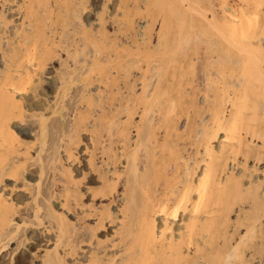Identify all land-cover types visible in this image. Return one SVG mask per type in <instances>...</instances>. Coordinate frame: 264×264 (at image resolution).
Masks as SVG:
<instances>
[{"label":"rangeland","instance_id":"obj_1","mask_svg":"<svg viewBox=\"0 0 264 264\" xmlns=\"http://www.w3.org/2000/svg\"><path fill=\"white\" fill-rule=\"evenodd\" d=\"M49 1L50 0H41V10L39 8H35L34 10H29V12L25 8L19 9V6L15 5V2H11L10 5L14 6V15L12 16L11 14H7V16L10 15L11 17L8 23L9 28L7 27V29L11 30L7 32L8 30L5 28V26H3L5 24H2V27L0 26L3 28V30H6L5 35H2L3 44L0 46L2 49L0 51V55H3V51L6 49L5 47H7L6 44L8 39H6L4 36H9L10 32L12 35L13 32L15 34V32H18L17 30L19 25L21 26L22 24H25L29 26L28 23L31 22L33 24L32 21L35 20L36 21L34 25L38 26L39 30L42 31L37 32L39 33L38 35H32L33 37L31 36V41L34 42L37 38V42L35 41L38 47L37 50L44 51L50 55V58L46 60L49 64L47 63L44 66L43 71L34 70H36L35 68L37 63L44 59L38 58L36 61H32L31 65H29V70L31 69L30 71H32V73L34 72L33 81H31L30 85L27 89H25V91L23 90L19 94L11 95L12 98L14 96V102L19 103L21 108L23 107L22 110H24V115L22 118H14L12 120L13 122L11 121L3 128L4 132H8L10 129H12L9 132H12L13 134L11 133V135H9V132L6 133L8 134L6 137L10 139L8 140L9 143L12 144V141L14 142V145L12 144L14 149L11 148L13 150L9 155V158L11 161L14 159L16 163L20 164L21 173H18L16 176L5 175V178L0 180V189H3L0 191V193L2 192V195L5 199L15 204V212L13 214L11 225H6L4 228H0V233L6 234L7 237L10 238L7 246H3L5 248L2 247L0 249V264H87L92 262L90 258L88 259L91 253L97 255L101 261L107 262V264H119L121 261V263L127 264L128 260L130 261L131 258L127 256L129 252L125 251L123 248L126 247L125 230L128 224L132 223L133 220H135L136 217L140 216V213L143 212L140 210L142 209V204L150 205V203H155L154 200L156 197H158L156 195L159 185L158 182H160L162 178H170V180H172V182L177 185L182 184L179 180L186 176V168L188 164H190V168H192L196 165L195 161H200V169L197 168L193 174V178H195V180L198 179L203 167L205 166V161L202 159L204 158L203 153L206 147V143L200 140V137L203 135H210L215 129H217L215 125L217 121H215V118L218 117V115V118H221L222 116L220 120H225V124L227 121H229L228 118H230V121L228 122L229 124L227 123V125H231L232 123L238 121L237 123L240 127H237V130L235 131L236 133L234 132L231 134V139H229L230 137H226L224 134L226 132H232L231 129L224 131V129L220 128L218 135L213 140L214 143L216 142L214 144L216 153L219 154V150L223 148L221 153H223L227 158V163L223 164L219 170L218 179L224 181L227 177H232L234 180H237L239 183V188L241 189L239 190L241 193H244V197L233 202H228L227 200H224L225 202L220 201V203L217 205L215 212L218 227L214 246L216 247V250H218L217 252L220 253L222 251H226L227 249L234 248L244 237H246V239L244 238L245 242H241L239 246L242 252V263L264 264V205L262 204L263 207H261V204L255 202L252 196V193H254V195L258 198V202L264 203V110H262L261 107L264 102V91L263 89H257L258 87H253L254 90H257L254 91L258 93L256 94L253 92V90H249L252 88L247 89L249 92H245L247 99L250 96L252 98H249V102L246 104L249 107L247 106V109L244 107L241 110V112H244L240 114L241 117L238 115L237 118H234V113L231 111L235 109V106H232V104L234 105V102H236L237 111V106L241 104L239 102L244 103L246 102L244 100L247 99H244V97V100L240 99L236 101V99H233L235 97L234 94L236 92V87L234 86L232 79H230V86L228 85L230 89L227 87L228 90H225L226 85L220 82L218 87L217 85L215 86V89H219V91L216 89L218 94H216L214 89L210 91L211 100L208 99V101H211L213 104L210 109H205L206 90L205 87L203 88L204 85L206 86V83L209 79L205 84L203 83L200 89L196 88L198 85L195 86L197 72H199V68L202 67L201 63L198 62L200 60H198L199 58L195 54V49L206 50L208 47L209 49H217V46L210 47L211 45L208 44V42H205L206 39H203L201 42H199L200 39L198 36L201 38H207V36L210 37L213 35V29L211 31L212 27L210 28L209 24L213 21L211 18L215 17L214 8H220L219 6L221 5V0H211V2L210 0H202L201 2H198L197 5L195 4V0H178L179 3L183 2L184 4L179 6L178 2L175 3L177 6L176 8L178 9L177 12L180 15L175 16L173 23L169 21L170 15H167L168 17L166 16L168 12L164 13L165 10L161 11V8H158L159 6H157L156 0L155 2L150 0V3L149 0H51V3ZM175 1L172 2L174 3ZM240 1H246L249 12H257L256 14L258 16V24L256 30H262L261 34L264 37V0H226L224 4L226 5V8L229 9H227L228 12L238 8L244 10L238 5ZM252 1H254V3ZM27 3L28 1L26 0V4ZM147 3L148 5H146ZM151 3H153V5ZM1 4L2 1L0 2V12L2 11ZM189 6L190 8L192 7V10L189 8ZM194 6L197 10L194 8ZM237 6L238 8H236ZM232 7L233 9H231ZM203 8L206 9L207 12H205ZM203 10L206 14L203 12ZM40 11H43V13ZM48 11H50L49 14ZM34 13L35 15H33ZM1 14L3 13H0V17L4 16ZM26 14H30V16L28 15V17ZM100 14L102 15V19H100ZM205 15H207L208 19ZM26 17H28L27 19H29V21L25 19ZM30 17H32V20ZM129 17L130 19H133V22L132 20L130 21ZM35 18H37L38 21ZM67 19H72L71 22L73 23V26L74 23H77L75 25L80 26H72L71 28V26L66 24ZM73 19L75 22H73ZM126 20L129 21V23L132 22L131 24L134 25L133 31L136 30V33L135 31H132V34H130L129 30L124 32L128 25ZM189 20L190 22H188ZM164 21L168 27H165L163 24ZM196 22L199 26L196 24ZM189 23L192 25L191 28ZM147 24L151 25V36L149 39H145L147 37H144L145 41L148 42H146V44H141L139 42L142 40L144 31L143 28ZM203 24H205V26ZM207 24L208 26H206ZM142 26L143 28H141ZM75 27L77 28L74 29ZM84 27L86 30L89 28L88 33ZM92 28L105 29L104 31L106 32L108 38L104 43L107 44L104 45V43H102L101 45V40V42L98 43V41L92 37ZM118 28L123 30L119 31ZM202 29L203 31L205 30L206 32H204L207 34L201 35L200 32ZM49 30L51 32H49ZM81 30H85L86 36L89 37H87L89 41L86 40L84 43L83 41L78 42L79 37H83V34L80 32ZM72 33H74V35H72ZM212 39L215 41L214 36L210 40L212 41ZM165 40L168 43L167 45H170L171 48H174L172 50L174 53L176 52V54L173 56V58L171 57L172 53L171 56L166 54L169 57H166L165 60H163V64L158 67L160 68L159 70L156 68V70L162 72V74L164 72L166 73H164V75L161 74V82H159L162 84L158 83L159 87L162 86L160 87L162 90L158 89L159 87H157L158 90L156 89L154 91L155 95L158 91H160L157 93L158 97L160 96L159 99L157 95L154 96L155 98L157 97L158 101L155 100V98H153L152 101H149L150 103L152 102V104L154 101V104H151L153 108L152 109L150 103H147L149 106L146 105V107H144L142 103V101L144 102V100L147 99L142 88L143 83L146 82L145 84H148L152 81L150 78L152 72L146 63L150 62L151 64L152 62L155 63V61H157L155 59L158 57V41L164 42ZM137 43H139L138 47ZM93 44L94 46L98 45L99 49H94ZM22 48H24V46ZM91 49L93 51H91ZM22 50L21 53L23 52ZM150 50L153 53H150ZM169 50L170 49H168V54H170ZM78 51H80V53ZM75 52H78L80 55L75 54ZM100 52L101 56L99 55ZM155 52H157V56H155ZM146 53L148 54L147 57H152L153 60L152 58L151 60L147 59L148 61L145 60L144 55H146ZM94 56H100L98 58V60L101 58L100 61L95 60L97 58ZM72 57H74V59ZM76 57L79 59L78 61L75 59ZM167 58L169 59L167 60ZM4 59V56H0L1 66L4 64V61L1 60ZM132 59H135V61ZM95 61L100 62V64H98L102 66V71H98V65L97 63H94ZM168 61L170 64L167 67L166 63H168ZM187 61H189V63ZM77 62L78 64H76ZM60 64H64V66L69 64L68 66H71V68L68 66L67 68L71 71H74L76 68L75 71L77 72L74 71V73L77 76L80 75L81 78L84 74V77L74 82L66 90V93L62 95V97L60 93L56 92L60 90L58 85H60L59 81L63 76L62 72L58 68ZM192 64H195V68L197 70L195 68L193 69L194 65ZM15 66H17L16 61H14L12 68H15ZM92 68H95L96 70H93ZM189 68H191V70ZM88 69L89 75L87 76L86 74ZM90 69L93 71L91 72ZM192 72H195L196 74L194 73L193 75ZM187 73H189L190 76H186L189 75ZM236 73L237 70L234 71V75H236ZM148 75L150 76L148 77ZM191 75L194 76L191 78L192 80L190 79ZM211 78L208 82H211V80L214 81L212 76ZM46 81L51 82V84L49 83L46 85ZM233 87L235 90H233ZM83 89H85V97H82L79 93L82 92ZM258 90H260V92H258ZM261 90L262 94H259L261 93ZM213 92L216 94L215 98ZM250 92L254 93L253 97L263 96V101L261 100L262 102L259 101L262 97H257L259 99L258 103L260 105V109L258 103L257 105L255 103L257 98L256 100H253L254 98L252 95L248 96L249 94H252ZM226 94L229 95V98ZM237 94L239 98H242L240 97L243 96L242 91L236 92V95ZM221 97L224 98L221 99ZM230 98L233 100L230 101ZM253 103H255V106ZM221 104L223 105L222 107H220ZM246 105L244 103V106ZM253 106L254 108L257 106V108L254 109ZM215 107L218 108L216 109ZM220 109L221 111H219V114L214 116L213 112ZM204 111L205 113H203ZM231 115H233V118ZM150 116L154 119V122H152L149 126V119H151L149 118ZM154 117L157 119L159 118L158 121ZM239 117L242 118V120ZM235 119L237 121H235ZM33 122L38 124L40 122L44 123L45 133L43 135H40L38 132H36L39 130L37 124L36 127L38 129H33L35 128L32 126H35ZM76 122H78L77 125ZM227 125H221V127L223 126L224 128V126L227 127ZM18 126L23 127L24 132H20ZM68 126H71L70 128L72 130H68ZM110 127L111 129L108 131ZM30 128L32 129L30 130ZM6 129H8V131ZM66 130L73 132L70 133L72 134L70 137H67L69 136L67 135L69 132ZM106 131L109 132L108 136H106L108 134ZM147 131H149L150 134L148 136L149 139L147 137V143H145L144 137ZM193 132H197V136H195ZM104 133L106 134L104 135ZM3 135L1 134V136ZM1 136L0 149H2ZM223 139L226 140V143L225 140L222 141ZM104 140L107 141L104 142ZM196 140H200L199 144L193 142ZM221 142L224 144H220ZM103 147L108 152H106ZM1 152L2 151H0V154ZM145 153H148V157L144 155ZM183 155H186L187 157L191 156V158L186 161ZM135 156L137 157V160L144 158V156L146 159L148 158V161L151 164H149L150 169L148 170H151L150 173H154L156 170H159V173H161L160 179L155 178V176H152L151 179L149 178L150 181H152L149 185V189L147 190L146 187L143 186L141 179H138V182H140L137 183V185L132 184V186H129L125 184L128 176L130 175L131 178V174L134 173L135 168H133L134 166L132 161L133 157ZM52 157L56 159L54 164L50 162ZM173 162L177 163V167L174 168L175 170L170 169V164ZM49 163L53 164L52 166L55 167H51V165L49 166ZM42 164L45 165V168ZM41 166H43L44 169L41 178L42 184L40 185L42 187L39 189L36 183L39 178L38 173L40 172L38 170H40ZM137 171L144 173L145 176L146 174L150 175L148 171L143 172L139 168ZM62 179L64 180L61 182ZM129 183L131 184V182ZM61 188L63 190H61ZM59 189L62 192L65 191L63 192L64 195L63 193L58 192ZM54 190L55 193L53 194ZM130 192H134V200L138 202L137 204H139V210L137 213H132L133 209L125 204L126 197L130 194ZM59 194L61 196H57ZM256 204L262 208L261 211H259L257 206H255ZM38 207H40V210ZM82 208L85 211H83ZM32 211L34 213H32ZM188 211L189 210L187 209L184 219L177 220L180 221L178 224H184L187 221L189 215ZM38 212L41 213V216L44 215L42 219L40 218V221H42L41 225L40 223H36V219L39 220L40 216ZM46 212L49 213L47 214ZM45 214L47 215L48 220L44 219L46 217ZM49 214L50 216H48ZM255 214L258 216L256 219H254V216H256ZM83 215H85V217ZM33 217L35 218L36 222H31V220L34 221ZM160 218L161 217L157 219L156 229L158 232L160 231L158 228L160 225ZM22 220H25L24 223H22ZM27 222L28 224H25ZM33 223L36 224L34 225ZM12 226L15 229H13ZM59 226H62L61 230ZM88 226L91 228H88ZM178 226L179 225L175 223L172 227L174 232L173 234L177 236L178 232L180 231ZM12 229L15 230V232L12 231ZM9 230L11 233L8 232ZM75 231L81 236L79 237V235H76ZM251 231H255L256 233L255 240L254 238H251ZM84 232L85 234L89 233V236L87 235V237L91 236L92 239L90 238L89 241L84 240L82 235ZM85 234L84 236H86ZM167 234L170 237L169 230L167 231ZM247 234L248 236H246ZM69 235L74 240L76 239L80 241L78 246L73 239L72 240L74 242H71L72 240H70ZM76 236L79 238H74ZM82 239L84 242H81L83 241ZM5 240L6 239H1L0 244H2ZM18 241L20 243H18ZM17 244L21 245V247L18 246L19 249L14 248L15 246L17 247ZM79 246L80 248H78ZM98 247L101 249H98ZM192 247L195 248V245H192L189 248L190 251H187L186 249V253L189 252L190 257H194L195 249ZM22 249L24 255L21 254L23 253ZM217 252L214 253V255H217V257L214 255L211 256L218 258ZM133 258L130 264H133ZM152 260L153 263L158 264L159 262L156 256ZM242 263H240L239 259H236L232 264ZM221 264L224 263L221 262Z\"/></svg>","mask_w":264,"mask_h":264},{"label":"bare ground","instance_id":"obj_2","mask_svg":"<svg viewBox=\"0 0 264 264\" xmlns=\"http://www.w3.org/2000/svg\"><path fill=\"white\" fill-rule=\"evenodd\" d=\"M2 1V11L0 13H3L1 15H4L2 17H0V26L2 27V24H5L3 26H5V28L7 29L8 27V23H9V19L11 18L10 15L7 16V14H11L12 16L14 15L13 13V9H14V6L13 5H10L11 2H15V5H18L19 6V9H22V8H25L28 12L29 10H34L35 8H41V0H27L28 3L26 4V0H0V2ZM48 1V0H46ZM153 2H155V0H151ZM149 0V3L151 2ZM157 1V6H159L158 8H161V11L162 10H165L164 13H167V15H170V20L172 23H173V19H175V16L177 15H180L178 12H177V6H176V2L179 3L178 0H172V1H175L174 3L172 1L168 0H156ZM190 1V0H189ZM202 0H195V4L197 5L198 2H201ZM226 0H221V5L219 6L220 8H214V14H215V17L214 18H211L213 21L209 24L210 25V28H211V31L213 29V35H209L210 37H208L207 35V38H201L200 34H198V38L200 39L199 42H201L203 39H206L205 42H208V44H210L211 46L210 47H216L217 49H206V50H200V49H195V54L198 56V62L201 63L202 67L199 68L200 71L197 72V78L195 79V86H197L196 88L197 89H200V87H202L203 83L205 84L206 81L210 78L211 76L213 77L214 81L211 80V82H208L206 83V86L204 85L203 88L205 87V92H206V95H205V109L212 107V102L211 101H208V99H210V91H212L214 89V91H216V88L215 89V86L217 85L218 87V84H220V82L224 85H226V88L225 90L227 89L228 90V85L230 86V79L233 80L234 82V86L236 87V92H240L242 91L243 92V96H240L242 98H239L238 97V94L236 95V92L234 94V98L233 99H236L237 100H240V99H244L246 98L247 99V96L245 94V92H248L247 89L249 88H252V89H249V90H253L254 91H257L256 89L254 90L253 87L257 88V89H263L264 91V45H263V41H264V37L262 36L261 34V31L258 29L256 30V27H257V24H258V16H257V12H249L248 11V5L246 3V1H240V3L238 4L239 7H242L244 10H242L241 8H238V6L236 8L238 9H234L230 12H228V8H226V5L224 4ZM51 3V0L49 1ZM193 2V1H192ZM190 2V3H192ZM211 2V0H210ZM254 3V1H252ZM182 3V4H180ZM179 3V6L183 5L184 3L183 2H180ZM153 5V3H151ZM189 4V3H188ZM44 5V4H43ZM46 5V4H45ZM101 5V3H100ZM148 5V3L146 4ZM211 5V3H210ZM215 5V4H214ZM38 6V7H37ZM48 6V5H46ZM78 6V5H77ZM155 6V5H154ZM153 6V7H154ZM178 6V7H179ZM148 7V6H146ZM70 8V7H69ZM68 8V9H69ZM99 8V7H98ZM185 8V6H184ZM187 8V7H186ZM190 8V6H189ZM192 8V7H191ZM190 8V9H191ZM195 8V6H194ZM18 9V10H19ZM189 9V10H190ZM196 9V8H195ZM202 9V8H200ZM204 9V8H203ZM228 9V10H227ZM233 9V7L231 8ZM1 10V9H0ZM41 10V9H40ZM43 10V8H42ZM83 10V9H81ZM192 10V9H191ZM197 10V9H196ZM205 12H207L206 9H204ZM203 10V12H204ZM221 10V11H220ZM65 11V10H64ZM67 11V10H66ZM185 11V10H184ZM35 12V11H34ZM41 13H43V11H40ZM50 11H48V14H49ZM183 12V11H182ZM196 12V11H195ZM204 12V13H205ZM209 12V11H208ZM33 13V12H32ZM45 13V12H44ZM99 13V12H98ZM101 13V12H100ZM135 13V12H134ZM133 13V14H134ZM201 13V11H200ZM254 13V14H253ZM31 14V13H30ZM30 14H26L27 16ZM82 14V13H81ZM132 14V15H133ZM162 14V13H161ZM206 14V13H205ZM221 14V15H220ZM25 15V16H26ZM35 15V13L33 14ZM32 15V16H33ZM43 15V14H42ZM46 15V13H45ZM208 15V14H207ZM206 16V18L208 19V17ZM28 16V17H29ZM79 16V15H78ZM203 16V15H202ZM28 17H26L25 19H27ZM36 17V16H35ZM44 17V16H43ZM47 17V16H46ZM135 17V16H134ZM159 17V16H158ZM157 17V18H158ZM165 17V15H164ZM163 17V18H164ZM168 17V16H167ZM31 20H32V17H30ZM70 18V17H69ZM191 18V17H190ZM205 18V19H206ZM24 19V20H25ZM37 19V18H35ZM44 19V18H43ZM75 19V18H74ZM73 19V22H75V20ZM100 19H102V15L100 14ZM130 19V17H129ZM160 19V18H159ZM169 19V18H168ZM189 19V18H188ZM23 20V21H24ZM29 21V19H27ZM34 20V18H33ZM45 20V19H44ZM47 20V18H46ZM72 20V19H71ZM70 19H67L66 20V24L71 26H73V23L71 22ZM132 20L133 22V19L131 18L130 21ZM180 20V19H179ZM191 20V19H190ZM190 20L188 22H190ZM36 21V20H35ZM35 21H32L33 24L30 22L28 23L29 26L25 25V24H22L21 26L19 25V28H18V32H13V35L11 34L10 32V35L9 36H4L6 39H8V42L6 44L7 47H5L6 49L3 51V55L1 54L0 56H4V60H1V61H4V64L3 66L0 65V136L1 134H6L8 133L9 131H11L12 129L11 126L9 131L8 129H6L8 132H4V126L6 124H9L14 118H22L24 113L22 110L23 107L21 108L20 104L19 103H16L14 102V96L13 98L11 97L12 94H19L21 91H25V89L28 88V86L30 85L31 81H33V73L32 71L29 70V65H31L32 61H36V59L38 58H41V59H44L42 61H40L39 63H37V66H36V70L34 71H39V70H42L44 69V66L48 63L46 60H48L50 57L49 53H46L44 51H38L37 50V45H36V42H37V38L35 40L36 41H31L32 38L31 36L36 34L38 35L39 31H42V30H39L38 26H35L34 23ZM38 21V19H37ZM48 21V20H47ZM118 21V20H117ZM148 21V20H147ZM167 22H169L168 20H166ZM11 22V21H10ZM26 22V21H25ZM126 22H128V25L127 27L125 28L124 32H126V30H129L130 31V34H132V31H133V24L129 23V21L126 20ZM165 22V21H164ZM163 24L165 25V27H168L166 26V22ZM23 23V22H21ZM39 23V22H38ZM45 23V22H44ZM136 23V22H135ZM134 23V24H135ZM207 23V22H206ZM19 24V23H18ZM27 24V23H26ZM37 24V23H36ZM77 23H74V26H78V25H75ZM81 24V23H80ZM162 24V25H163ZM168 24V23H167ZM170 24V23H169ZM190 24V23H189ZM191 24H192V21H191ZM189 25L190 28L192 25ZM194 24V23H193ZM197 24V22H196ZM195 24V25H196ZM208 24L206 26H208ZM25 25V26H24ZM40 25V23H39ZM47 25V23H46ZM49 25V23H48ZM120 25V24H119ZM143 25V24H142ZM198 25V24H197ZM196 25V26H197ZM205 26V24H203ZM17 26V24H16ZM27 26V27H26ZM42 26V25H41ZM40 26V27H41ZM51 26V25H50ZM73 26V27H74ZM80 26V25H79ZM78 26V27H79ZM121 26H124V25H121ZM151 25H145L144 28L143 26L141 28H143V36H142V42L140 41H137L139 43H144L146 44V42L148 41H145V39H149L150 36H151ZM199 26V25H198ZM203 26V27H204ZM0 27V46L3 44V41H2V35H5L6 33V30H3V28ZM94 27V26H93ZM136 27V26H135ZM9 28V27H8ZM43 28V26H42ZM41 28V29H42ZM49 28V27H48ZM77 27H75L74 29H76ZM87 28V27H86ZM122 28V27H121ZM124 28V27H123ZM170 28V27H169ZM195 28V27H193ZM192 28V29H193ZM200 28V27H199ZM205 28V27H204ZM207 28V27H206ZM53 29V28H52ZM85 29V27H84ZM89 30V28H87ZM136 29V28H135ZM188 29V28H187ZM8 30V29H7ZM11 30V29H10ZM10 30H8L7 32H9ZM51 30V28H50ZM49 30V32H51ZM70 30V28H69ZM86 30V29H85ZM85 30H81L80 32L83 34V37H79L78 39V42L79 41H83V43L87 40H88V36H86V32ZM88 30L87 33H88ZM105 29H96V28H92V37L95 38L98 43H100L101 41V45L102 43L106 42L107 41V34L106 32L104 31ZM119 31L123 30V29H120L118 28ZM186 30V29H185ZM201 30V29H200ZM207 30V29H206ZM54 31V30H53ZM52 31V33H53ZM75 31V30H74ZM128 31V32H129ZM135 33H136V30H134ZM133 31V32H134ZM141 31V30H140ZM205 31V30H204ZM202 29V31L200 32L201 35H205L207 33H205ZM211 31H210V34H211ZM55 32V31H54ZM70 32V31H69ZM142 32V31H141ZM196 32V31H195ZM75 33V32H74ZM74 33H72V35H74ZM42 34V33H41ZM70 34V33H68ZM164 34V33H163ZM186 34V33H185ZM184 34V35H185ZM189 34V33H188ZM192 34V33H191ZM196 34V33H195ZM137 35V34H136ZM142 35V34H141ZM187 35V34H186ZM264 35V34H263ZM214 36V39L215 41H212L210 40L211 38H213ZM33 37V36H32ZM35 37V36H34ZM71 37V36H70ZM69 37V38H70ZM88 37V38H87ZM144 37H147L144 39ZM163 37V36H162ZM191 37V36H190ZM136 38V37H135ZM55 39V38H54ZM91 39V38H90ZM141 39V37H140ZM101 40V41H100ZM136 40V39H135ZM162 40V39H161ZM164 40V39H163ZM13 41V42H12ZM184 41V40H183ZM196 41V40H195ZM94 42V41H93ZM150 42V41H149ZM191 42V41H190ZM137 43V47H138V44ZM159 43V50L157 49V52H155V56H157L158 54V57L157 61H155V63H151L150 62H147L149 59L151 60L152 57H147V53L145 56V60H147L146 64L148 66V68L151 69V72H152V75H148V77L150 76V78L152 79V81L148 84H145L143 83V91L144 93L146 94V98L148 99H145L144 102L142 101L143 103V106L146 107V105H148L150 102L149 101H152L153 98H155L154 96L155 93L154 91L157 89V87H159L158 83L159 84H162L160 83V79H161V74L162 72L158 71L160 68H158L159 66H161L163 64V60H165L166 57H169L171 56V53H172V58L173 56L176 54V52L174 53V51L172 49L174 48H171L170 45H167L168 43L166 42V40L163 42V41H158ZM157 43V44H158ZM47 44V43H46ZM66 44V43H64ZM86 44V43H85ZM95 44V42H94ZM93 44V46H94ZM107 44V43H104V45ZM148 44V43H147ZM154 44V43H153ZM173 44V43H172ZM176 44V43H175ZM199 44V43H198ZM206 44V43H205ZM5 45V44H4ZM3 45V46H4ZM88 45V44H87ZM100 45V46H101ZM167 45V46H166ZM182 45V44H180ZM215 45V46H214ZM24 46V48H22ZM43 46V45H41ZM46 46V45H44ZM78 46V45H77ZM89 46V45H88ZM87 46V47H88ZM141 46V45H140ZM146 46V45H144ZM154 46V45H153ZM173 46V45H172ZM176 46V45H174ZM194 46V45H193ZM26 47V49H25ZM67 47V46H66ZM64 47V48H66ZM84 47V46H83ZM164 47V48H163ZM69 48V47H68ZM82 48V47H81ZM89 48V47H88ZM157 48V46H156ZM155 48V49H156ZM4 49V48H3ZM23 49V50H22ZM94 49H99L98 45L94 46ZM168 49H170V54H168ZM1 47H0V51H1ZM21 50L23 51L21 53ZM85 50V49H84ZM83 50V51H84ZM163 50V51H162ZM82 51V52H83ZM91 51H93L91 49ZM102 51V49H101ZM148 51V50H147ZM146 51V52H147ZM154 51V50H152ZM48 52V51H47ZM80 53V51H78ZM78 52H75V54L77 55H80L78 54ZM81 52V53H82ZM88 52V51H87ZM97 52V50H96ZM141 52V51H140ZM150 53H153L151 52V50L149 51ZM1 53V52H0ZM72 53V52H71ZM74 53V52H73ZM85 53V52H84ZM157 53V54H156ZM160 53V54H159ZM74 54V56H75ZM83 54V53H82ZM152 54V55H154ZM169 56H167V55ZM88 55V54H87ZM99 55L101 56V52L99 53ZM143 55V54H142ZM187 55V54H185ZM83 56V55H82ZM92 56V55H91ZM97 56V55H96ZM94 56V57H96ZM99 56V57H100ZM139 56V55H137ZM70 57V56H68ZM85 57V56H84ZM93 57V58H94ZM99 57H96L97 61H100V59L98 60ZM108 57V56H107ZM143 57V56H142ZM147 57V58H146ZM154 57V56H153ZM170 57V59H171ZM74 59V57H72ZM80 58V57H79ZM86 58V57H85ZM3 59V58H2ZM70 59V58H69ZM77 61L79 59H77V57L75 58ZM88 59V58H87ZM169 58H167L168 60ZM186 59L188 60V58L186 57ZM190 59V58H189ZM84 60V59H83ZM94 60V59H93ZM135 61V59H132ZM153 60V58H152ZM166 60V61H167ZM14 61L17 62V66H15V68H12L13 67V64H14ZM95 61L94 63L96 64L97 63V67L95 65V67L99 70L102 69V66L99 65L100 62H97ZM165 61V62H166ZM189 63V61H187ZM93 63V62H92ZM99 63V64H98ZM193 63V62H192ZM199 63V64H200ZM49 64V63H48ZM78 64V62L76 63ZM102 64V63H101ZM167 67L168 65L170 64L169 61L168 63H166ZM16 65V64H15ZM69 65V64H68ZM67 65V66H68ZM165 65V64H164ZM189 65V64H188ZM194 65L193 69L195 68V64H192ZM67 66L64 64H60V66L58 67L60 69V71L62 72L63 76L61 77V80L59 81L60 82V85L59 88L60 90L59 91H56L58 93H60L61 97L62 95H64L66 93V90L74 83L76 82L77 80H80L84 77V74H83V77L81 78V76H77L75 75L74 71L72 70H69L67 68ZM80 66V65H79ZM94 66V65H92ZM101 66V68L99 69V67ZM191 66V65H190ZM189 66V67H190ZM199 66V65H198ZM71 68V66H68ZM72 67H73V64H72ZM76 67V65H75ZM90 67V66H89ZM136 67V66H135ZM167 67H165L166 69H168ZM32 68V67H31ZM143 68V67H142ZM156 68H158V70H156ZM198 68V67H197ZM93 69V68H92ZM148 69V70H150ZM165 69V70H166ZM191 70V68H189ZM192 69V70H193ZM196 69V68H195ZM198 69V70H199ZM93 70H96L95 68ZM93 70L90 69V71L92 72ZM197 70V69H196ZM195 70V71H196ZM237 70V73L236 75H234V71ZM46 71V70H45ZM84 71V70H83ZM97 71V72H98ZM102 71V70H101ZM167 71V70H166ZM77 72V71H75ZM89 69L87 71V76L89 75ZM130 72V71H129ZM163 72H164V66H163ZM37 73V72H36ZM40 73V72H39ZM42 73V72H41ZM86 73V72H85ZM101 73V72H100ZM166 73V72H164ZM164 73L162 75H164ZM193 75L195 72H192ZM102 74V73H101ZM100 74V75H101ZM150 74V73H149ZM185 74V73H184ZM189 74V73H187ZM196 74V73H195ZM43 75V74H42ZM85 75V77H86ZM103 75V74H102ZM210 75V76H209ZM185 76V75H184ZM186 76H190L189 75H186ZM209 76V77H208ZM40 77V76H39ZM166 77V76H164ZM163 77V78H164ZM194 77L191 75L190 79ZM102 78V77H101ZM154 78V80H153ZM156 78V80H155ZM189 78V77H188ZM130 79V78H129ZM148 79V78H147ZM194 79V78H193ZM212 79V78H211ZM192 80V79H191ZM89 81V80H88ZM160 81V82H159ZM148 82V81H147ZM190 82V81H189ZM194 82V80H193ZM51 84V82L49 81H46V85L48 84ZM192 83V82H190ZM44 84V86H45ZM108 84V83H107ZM193 84V83H192ZM223 85V86H224ZM162 87V86H160ZM158 88L160 90H162L161 88ZM199 87V88H198ZM225 87V86H224ZM228 87V88H227ZM260 87V88H259ZM83 88V87H82ZM141 88V89H142ZM220 88V87H219ZM234 88V87H233ZM77 89V88H76ZM75 89V91H76ZM157 89V90H158ZM224 89V88H223ZM230 89V88H229ZM78 90V89H77ZM235 90V88L233 89ZM232 90V91H233ZM247 90V91H246ZM35 91V90H34ZM82 91V90H81ZM123 91V90H122ZM219 91V89H218ZM231 91V92H232ZM85 89H83L82 92H79L81 94L82 97H85ZM105 92V91H104ZM110 92V91H109ZM229 92V91H228ZM250 92L252 94H249L247 93L248 96L252 95V97L254 96V93L256 92ZM258 92H260V90H258ZM162 93V92H161ZM214 93V92H213ZM264 93V92H263ZM69 94V93H68ZM67 94V95H68ZM76 94V93H75ZM134 94V93H133ZM216 94H218V92L216 91ZM216 94L214 93V98L216 97ZM258 94V93H256ZM259 94H262V90H261V93ZM37 95V94H36ZM46 95V94H45ZM143 95V94H142ZM227 95V94H226ZM242 95V93H241ZM102 96V95H101ZM219 96V95H218ZM223 96V95H222ZM228 98H229V95H227ZM246 96V97H245ZM257 96V95H255ZM78 97V96H77ZM158 97V95H157ZM157 97L155 98V100L158 101ZM260 98V100L258 98ZM257 97H253L254 99L253 100H256V105L258 103V100L261 101L263 99V96H257ZM103 98V97H102ZM213 98V99H214ZM224 98V97H221V99ZM239 98V99H237ZM251 98V96L249 97ZM248 98V99H249ZM22 99V98H21ZM220 99V100H221ZM232 99V100H233ZM243 99V100H244ZM247 100H244L246 102L245 105L247 104V102H249ZM252 99V98H251ZM16 100V98H15ZM20 100V99H19ZM23 100V99H22ZM211 100V99H210ZM231 98H230V101H232ZM241 100V101H243ZM264 100V99H263ZM262 100V101H263ZM65 101V100H64ZM128 101V100H127ZM214 101V100H213ZM223 101V100H222ZM235 101V100H234ZM233 101V102H234ZM261 101V102H262ZM215 102V101H214ZM213 102V103H214ZM232 102V103H233ZM136 103V101H135ZM148 103V104H147ZM167 103V102H166ZM218 103V101H217ZM223 103V102H222ZM226 103V102H225ZM235 104L232 106H235V111L232 110L231 112L234 113V118H237L238 115H240L242 112L241 110L245 107H247L248 105L244 106V103L243 102H239L241 103L240 105H238L237 107V111H236V102H234ZM255 103L254 106H255ZM71 104V103H70ZM152 102L150 103V106L152 108V105L154 104V101H153V104ZM204 104V105H205ZM249 104V103H248ZM261 104V103H260ZM28 105V104H27ZM211 105V106H210ZM259 105V103H258ZM132 106V105H131ZM149 106V105H148ZM223 105L221 104L220 107H222ZM253 106V108H254ZM59 107V106H58ZM204 107V106H203ZM249 107V106H248ZM247 107V108H248ZM262 107V110H264V102H263V105L261 106ZM28 108V107H27ZM128 108V107H127ZM216 109L218 107H215ZM214 108V109H215ZM233 108V107H232ZM246 108V109H247ZM257 106L254 108L256 109ZM75 109V108H74ZM150 109V108H149ZM148 109V111H149ZM153 109V108H152ZM158 109V108H157ZM172 109V108H171ZM213 109V108H212ZM222 109V108H221ZM214 111V112H217V113H214V116L217 114H219V111ZM245 109V110H246ZM252 109V108H251ZM259 109H260V105H259ZM244 110V111H245ZM67 111V110H66ZM74 111V110H73ZM127 111V110H126ZM154 111V110H153ZM156 111V110H155ZM212 111V110H211ZM247 111V110H246ZM252 111V110H251ZM255 111V110H253ZM257 111V110H256ZM47 112V111H46ZM129 112V111H128ZM145 112V111H144ZM173 112V111H172ZM236 112V113H235ZM262 112V111H261ZM52 113V112H51ZM94 113V112H93ZM149 113V112H148ZM155 113V112H154ZM205 113V111L203 112ZM244 113V112H243ZM254 113V112H253ZM256 113V112H255ZM50 114V113H49ZM55 114V113H54ZM128 114V113H127ZM145 114V113H144ZM131 115V114H130ZM146 115V114H145ZM151 115V113H150ZM216 115V116H217ZM26 116V115H25ZM79 116V115H78ZM152 116V115H151ZM151 116L149 118H151ZM232 118H233V115H231ZM244 116V114H243ZM219 117V115H218ZM218 117H214L215 118V121H217L215 123L217 129H215L212 134L210 135H203L202 133V137H200V140L204 141L206 143V147L204 149V158L202 159L203 161H205V166L203 167V170L200 174V176L198 177V179L195 180V178H193V174L195 173L196 169L199 168V166L201 165V162L200 161H195V166H193L192 168H190V164H188L187 166V170H186V176H184L182 179H180L179 181L182 183V184H175L172 182V180H170V178H162V180L160 182H158V191H156V195L158 197H156V199L154 200L155 203H150V205H145V204H142L144 202L141 203L143 206H141V208L143 209H140L141 211L143 212H139L140 213V216H137L135 220H133L132 223L128 224L127 228H126V236H125V245L126 247H122L123 249H125V251H128L129 254H127V256H129V258H131V260L127 262V264L130 262H132V258L134 260L133 264H157V263H153V258L156 256L158 258V264H221L224 263V264H232L236 259H239L240 263H242V252H241V249H240V244L241 242H245V239L246 237H244L240 243H238V245H236L234 248H230V249H227L226 251H222V252H217L218 250H216V247L214 246V243H215V240H216V232H217V227H218V223H217V217H216V212H215V209H217V205L220 203V201H223L225 202L224 200H227L228 202H233V201H238V199H242L244 197V193H241L240 192V188H239V183L237 180H234L232 177H227L226 180H219L218 179V175H219V170L221 169V166L223 164H226L227 163V158L224 156L223 153H221L223 151V148L221 150H219V154L216 153L215 151V147H214V138L218 135L219 133V129L222 128L224 129V131H226L227 129H231L232 132H226L224 133L226 135V137H230L229 139H231V134L234 133L236 130H237V127L238 126V121L235 119V123H232L231 125H227V123L230 121V118L229 121L226 122V124L224 123L225 120H220L222 118H218ZM241 117V115H240ZM239 117V118H240ZM79 118V117H78ZM148 118V119H149ZM156 118V117H154ZM252 118V117H251ZM157 119V118H156ZM159 119V118H158ZM157 119V121H158ZM242 120V118H240ZM154 119L151 118L149 119V126L151 125L152 122ZM234 120V119H233ZM240 120V121H241ZM79 121V119H78ZM223 121V123H222ZM232 121V120H231ZM13 122V121H12ZM70 122V121H69ZM234 122V121H232ZM32 123V122H31ZM34 123V122H33ZM112 123V122H111ZM237 123V124H236ZM34 125H32L34 130L35 129H38L36 132H38V134L40 135H43L45 133V125L44 123L40 122L39 124L38 123H34ZM36 124L38 125V128L36 127ZM78 124V122H76V125ZM114 124V123H113ZM229 124V123H228ZM11 125V124H10ZM89 125V124H88ZM211 125V124H210ZM221 125H227V127L223 126L221 127ZM8 126V125H7ZM243 126V125H242ZM249 126V125H248ZM69 127V126H68ZM67 127V128H68ZM71 127V126H70ZM68 128V130H72L71 128ZM140 127V126H139ZM73 128V126H72ZM210 128V127H209ZM240 128V127H239ZM18 129L20 132H24V128L21 127V126H18ZM32 128H30L31 130ZM108 129V128H106ZM111 129V127L108 129V131ZM249 129V127H248ZM5 130V131H6ZM74 130V129H73ZM242 130V128H241ZM26 131V130H25ZM67 131V130H66ZM106 131L108 134L106 136L109 135V132ZM116 131V130H115ZM229 131V130H228ZM249 131V130H248ZM28 132V131H26ZM69 132V133H67ZM65 133H67V137H70V133H73L71 131H67ZM198 132V131H197ZM197 132H193V134L195 136H197ZM238 132V131H237ZM240 132V131H239ZM242 132V131H241ZM245 132V131H244ZM253 132V131H252ZM12 133V132H11ZM11 133L9 132V135H11ZM19 133V132H18ZM29 133V132H28ZM113 133V132H112ZM207 133V132H206ZM236 133V132H235ZM13 134V133H12ZM106 133H104L105 135ZM150 132L147 131L144 139H145V143H147V137L149 136ZM154 134V133H153ZM200 134V133H199ZM205 134V133H204ZM241 134V133H240ZM249 134V133H248ZM258 134V132H257ZM8 134L6 135H3L1 136V145H2V149H0L1 154H0V180L4 179L5 178V175H17L18 173H21V166L19 163H16L13 159V161L10 160L9 158V155L12 153V150L14 149L13 148V141H12V144L9 143L8 140H10L8 137H6ZM113 135V134H112ZM242 135V134H241ZM252 135V134H251ZM255 135V134H254ZM244 136V135H243ZM66 137V138H67ZM72 137V136H71ZM233 137V136H232ZM237 137V136H236ZM263 137V136H262ZM14 138H15V135H14ZM61 138V137H60ZM65 138V139H66ZM118 138V137H117ZM199 138V137H198ZM69 139V138H68ZM119 139V138H118ZM149 139V137H148ZM217 139V138H216ZM215 139V140H216ZM228 139V140H229ZM236 139V138H235ZM61 140V139H60ZM108 140V139H107ZM107 140H104L107 141ZM199 141H193L195 142L196 144H199ZM225 139H223L222 141H224ZM233 140V139H232ZM15 141V140H14ZM72 141V140H71ZM240 141V140H239ZM242 141V140H241ZM110 142V141H109ZM150 142V141H148ZM191 143V142H190ZM223 142H221L220 144H222ZM225 143H226V140H225ZM232 143V142H231ZM143 144V143H142ZM149 144V143H148ZM224 144V143H223ZM61 145V144H60ZM105 146V145H104ZM55 147V146H54ZM144 147V146H142ZM223 147V146H222ZM13 148V149H11ZM104 148V147H103ZM140 148V147H139ZM53 149V148H52ZM105 149V148H104ZM108 149H111V148H108ZM106 150V149H105ZM104 150V151H105ZM200 150V149H199ZM39 151V150H38ZM37 151V152H38ZM103 151V152H104ZM196 151V150H195ZM241 151V150H240ZM239 151V152H240ZM102 152V153H103ZM106 152H108L106 150ZM152 152V150H151ZM175 152V151H174ZM143 153V152H142ZM216 153V154H215ZM241 153V152H240ZM137 154V153H135ZM199 154V153H198ZM235 154V153H234ZM238 154V153H237ZM52 155V154H51ZM144 155H146L148 157V153H145ZM207 155V156H205ZM39 156V155H38ZM50 157V155H49ZM48 157V158H49ZM103 157V156H102ZM183 157L186 159V161H188L189 158H191V156L187 157L186 155H183ZM40 158V157H39ZM50 159V158H49ZM151 159V158H150ZM41 161V160H40ZM48 161V160H47ZM56 161V159L54 157L51 158V163L54 164V162ZM236 161V160H235ZM38 164V163H37ZM53 164H50L49 163V166L51 165V167H55V166H52ZM132 164H133V168L134 169V173L131 174V178H130V175L128 176L127 178V181H126V185H131L132 184H136L139 183L138 182V179H141L142 180V183H143V186L146 187V190L149 189V185L151 184V177L152 176H155V178H159L160 179V174L159 173V170H156L154 173L150 171H148L150 169L149 167V164L150 162L148 161V158L146 159L145 156L144 158H140L137 160V157H133V161H132ZM43 165V164H42ZM151 165V164H150ZM44 168H45V165H43ZM43 166H41L40 171L38 174H39V178H38V181H37V187H39V189L42 187L40 186L42 183H41V178H42V172H43ZM49 166H48V169H49ZM138 166V167H137ZM57 167L59 168V166L57 165ZM56 167V168H57ZM177 167V163L173 162L170 164V169L173 170L174 168ZM202 167V166H201ZM234 167V166H233ZM55 168V169H56ZM140 169L142 170L143 172H149L150 175L146 174V176L144 175V173L140 172V171H137V169ZM200 169V168H199ZM233 169V168H232ZM52 170V168H51ZM57 170V169H56ZM61 170V169H60ZM175 170V169H174ZM32 172V171H31ZM63 172V171H62ZM53 173V172H52ZM51 173V174H52ZM37 174V175H38ZM153 174V175H152ZM53 175V174H52ZM56 175V173H55ZM227 175V174H225ZM51 176V175H50ZM60 176V175H59ZM52 177V176H51ZM150 178V179H149ZM9 179V178H7ZM61 179V178H60ZM158 179V180H159ZM64 179L61 180V182L63 181ZM131 182V184L129 183ZM15 183V182H14ZM32 183V182H31ZM44 183V181H43ZM53 183V182H51ZM65 183V182H64ZM58 184V182H57ZM67 184V183H66ZM35 185V184H34ZM250 185V184H249ZM142 186V187H143ZM56 187V186H55ZM64 188V187H63ZM37 189V188H36ZM54 189V188H52ZM56 189V188H55ZM240 189V190H239ZM3 190V189H2ZM0 189V191H2ZM60 190V189H59ZM58 192L60 193H63L65 191H61L63 190L61 188V190ZM116 190V189H115ZM232 190V191H231ZM46 191V190H45ZM119 191V190H118ZM57 192V191H56ZM147 192V191H146ZM38 193H39V190H38ZM55 193V190L53 192V194ZM151 193V192H150ZM48 194V192H47ZM46 194V195H47ZM95 194V193H94ZM251 194V193H250ZM64 195V193H63ZM57 196H61L60 194L57 195ZM56 196V197H57ZM78 196V195H77ZM232 196V197H230ZM252 196H253V200L259 204H261V207L262 204L264 205V203H260L258 202V198L257 196L254 195V193H252ZM37 197V196H36ZM255 197H256V200H255ZM19 198V197H17ZM93 198V197H92ZM91 198V200H92ZM38 199V198H37ZM49 199V198H48ZM97 199V198H96ZM95 199V200H96ZM134 192L131 193L126 197V202L125 204H127L128 207L132 208L133 212L132 213H137L138 212V208H139V204H137L138 202H136L134 200ZM152 199V198H151ZM44 200V199H43ZM42 200V201H43ZM67 200V199H66ZM94 200V199H93ZM22 201V200H21ZM40 201V200H39ZM103 202V201H102ZM262 202V201H261ZM44 203V202H43ZM76 203V202H75ZM20 204V203H19ZM45 204V203H44ZM77 204V203H76ZM237 204V203H236ZM229 205V204H228ZM37 206V205H36ZM70 206V205H69ZM137 206V207H136ZM255 206H257V208L259 209V211H261V207L256 204ZM78 207V206H77ZM102 207V206H101ZM100 207V208H101ZM28 208V207H27ZM190 208V209H189ZM15 204L9 202L7 199H5L2 195V192L0 193V228H4L6 225H11V221L13 220V214L15 212ZM31 209V208H30ZM38 209L40 210V207H38ZM83 209V208H82ZM187 209L189 210V215H188V218H187V221L184 223V224H178V222L180 221H177L179 219H184L185 218V212L187 211ZM26 210V209H25ZM24 210V211H25ZM33 210V209H32ZM36 210V209H35ZM226 210V209H225ZM29 211V209H28ZM34 211V210H33ZM32 211V213H34ZM83 211H85L83 209ZM82 211V212H83ZM89 211V210H88ZM227 211V210H226ZM26 212V211H25ZM40 212V211H39ZM38 212V213H39ZM92 212V211H91ZM21 213V212H20ZM37 213V211H36ZM35 213V214H36ZM47 214L49 212H46ZM125 213V212H124ZM219 213V212H218ZM23 214V212H22ZM40 216H39V220H37V222L35 221V218H34V221L31 220V222H36V223H40V225L42 224L40 221V218L42 219V217L44 215L41 216V213H39ZM38 214V215H39ZM104 214V213H103ZM102 215V214H101ZM100 215V216H101ZM219 215V214H217ZM223 215V214H222ZM256 216H254V219H256L258 216L257 214H255ZM45 220H48L47 219V215L45 214ZM50 216V214L48 215ZM57 216V215H56ZM85 217V215H83ZM82 216V217H83ZM134 216V215H133ZM32 217V216H31ZM78 217V216H76ZM102 217V216H101ZM160 218V225H159V229L160 231L158 232V230L156 229V226H157V219ZM29 218V217H27ZM32 218V219H33ZM38 218V217H36ZM135 218V217H134ZM26 219V218H25ZM30 219V218H29ZM87 219V218H86ZM133 219V218H132ZM15 220V219H14ZM25 221V220H24ZM24 221L22 220V223H24ZM29 221V220H28ZM40 221V222H39ZM53 221V220H51ZM84 221V220H83ZM92 221V219H91ZM20 222V221H19ZM30 222V223H31ZM48 222V221H46ZM86 222V221H85ZM36 223H33L34 225ZM53 223V222H52ZM159 223V221H158ZM177 224L179 225L178 228H179V232H178V236L173 234V224ZM16 224V223H15ZM18 224V223H17ZM25 224H28L25 223ZM56 224V223H55ZM24 225V224H23ZM38 225V224H37ZM14 226V225H13ZM12 226V227H13ZM17 226V225H16ZM26 226V225H25ZM57 226V225H56ZM176 226V225H175ZM11 227V228H12ZM28 227V226H27ZM58 227V226H57ZM90 226H88L89 228ZM10 228V229H11ZM17 228V227H16ZM21 228V227H20ZM29 228V227H28ZM60 230L62 229V226H59ZM87 228V229H88ZM91 228V227H90ZM13 229H15L13 227ZM15 232V230H13ZM19 230V228H18ZM23 230V229H22ZM25 230V229H24ZM27 230V229H26ZM31 230V229H30ZM59 230V232H60ZM86 230V229H85ZM89 230V229H88ZM169 230V234H170V237L169 235L167 234V231ZM87 231V230H86ZM85 231V232H86ZM259 231V230H258ZM10 232V230L8 231ZM6 232V233H8ZM18 232V231H17ZM24 232V231H23ZM63 232V231H62ZM84 232V234H85ZM249 232V231H247ZM11 233V232H10ZM19 233V232H18ZM61 233V232H60ZM87 233V232H86ZM75 234L76 235H79L76 233L75 231ZM83 235V239L84 240H90L91 236L90 237H87V235L89 236V233L88 234H85L86 236ZM255 231H251L250 235H251V238H254L255 240ZM17 235V234H16ZM15 236V235H14ZM70 236V235H69ZM81 235H79L80 237ZM248 236V234L246 235ZM16 237V236H15ZM14 237V238H15ZM23 237V236H22ZM79 237H74V238H79ZM1 239H6L2 244H0V249L3 247V246H7V244L9 243L10 241V238L7 237L6 234H3V233H0V240ZM73 238H71L70 236V240H72ZM82 239V240H83ZM92 239V238H91ZM16 240V239H15ZM18 240V238H17ZM61 240V239H60ZM74 240V239H73ZM71 241V242H74L76 243V245L78 246L80 241L79 240H74V241ZM81 241V242H84ZM249 240V239H248ZM262 240V239H261ZM22 241V240H21ZM68 241V240H67ZM70 242V241H69ZM70 242V243H71ZM248 242V241H247ZM253 242V241H252ZM18 243H20L18 241ZM66 243V242H65ZM22 244V243H21ZM69 244V243H68ZM244 244V243H243ZM16 245V243H15ZM194 246L195 245V249L194 250V257H190L189 256V252L186 253V249L187 251L189 250V248L191 246ZM248 245V244H247ZM21 245H18L17 244V247ZM97 246V245H96ZM105 246V245H104ZM245 246V245H244ZM16 246L14 247L15 249H19V247L17 248ZM94 247V246H93ZM92 247V249H93ZM246 247V246H245ZM5 248V247H3ZM80 248V246L78 247ZM90 248V247H89ZM96 248V247H95ZM100 247H98L99 249ZM91 249V248H90ZM101 249V248H100ZM121 250V249H120ZM1 251V250H0ZM19 251V250H18ZM190 251V250H189ZM22 252H23V249H22ZM26 252V250H25ZM120 252V251H119ZM210 252V253H209ZM217 252L218 253V258H215L217 257V255H214V253ZM244 252V250H243ZM24 255V252L21 253ZM86 254V253H84ZM211 255H214V256H211ZM22 256V255H21ZM87 256V255H86ZM85 256V257H86ZM7 257V256H6ZM245 257V256H244ZM243 257V258H244ZM90 258V260H92L91 263H87V264H107V262H103L101 261V259L98 258L97 255L91 253L90 257H88V259ZM211 258V260H210ZM5 259V258H4ZM217 259V260H215ZM245 259V258H244ZM23 260V259H22ZM25 260V259H24ZM83 260H84V257H83ZM26 261V260H25ZM24 261V262H25ZM221 261V262H220ZM246 261V260H245ZM20 262V261H19ZM122 262V261H121ZM120 262V263H121ZM23 263V261H22ZM119 263V264H120ZM25 264V263H24ZM27 264V263H26ZM123 264V263H121ZM243 264V263H242Z\"/></svg>","mask_w":264,"mask_h":264}]
</instances>
